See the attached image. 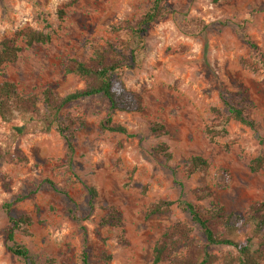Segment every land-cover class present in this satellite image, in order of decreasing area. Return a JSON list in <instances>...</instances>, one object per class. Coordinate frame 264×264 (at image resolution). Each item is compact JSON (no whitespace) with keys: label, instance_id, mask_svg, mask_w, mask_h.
<instances>
[{"label":"rangeland","instance_id":"374dc122","mask_svg":"<svg viewBox=\"0 0 264 264\" xmlns=\"http://www.w3.org/2000/svg\"><path fill=\"white\" fill-rule=\"evenodd\" d=\"M154 1L0 0V42L15 37L21 49L0 73V84L10 81L39 99L38 114L0 120V264H24L5 240L9 219L22 214L32 225L15 241L37 264H83L84 255L88 264H154V244L175 222L192 227L195 242L205 243L177 207L148 216L155 202L184 200L203 214L217 205L239 216L264 203V168L249 169L264 157V0H164L168 14L145 33L112 29L135 26ZM25 28L50 39L28 47L20 34ZM124 43L135 59L119 75L142 110L109 114L102 98L86 99L65 107L47 131L42 93L64 97L84 88L65 72L68 61L85 62L95 49ZM225 101L243 108L254 129L230 120L223 134ZM108 115L127 134L102 132ZM67 119L76 129L71 163L57 132ZM210 130L219 134L211 138ZM162 144L170 158L156 151ZM16 154L26 162L9 163ZM193 157L207 168L189 175ZM112 210L119 226L102 224Z\"/></svg>","mask_w":264,"mask_h":264},{"label":"trees","instance_id":"16d2710c","mask_svg":"<svg viewBox=\"0 0 264 264\" xmlns=\"http://www.w3.org/2000/svg\"><path fill=\"white\" fill-rule=\"evenodd\" d=\"M168 12L169 9L164 0H155L152 7L140 17L135 26L125 22L112 29L114 31L128 30L134 34L145 33L150 24L165 16ZM20 34L28 47L44 44L50 39L48 35L31 28H25ZM247 43L251 49L257 50L255 44L250 41ZM20 51L21 49L17 45L15 37L0 42V73L8 64L17 60ZM134 54L129 43L120 46L107 44L105 47L95 49L92 56L85 62L69 60L65 66V72L83 81L84 88L64 97L56 96L50 89H46L42 93L46 110L42 121L46 124L47 131L52 128L59 113L65 107L86 99L102 98L107 103L109 114L113 112L139 113L142 110V105L138 95L126 88L119 75L120 70L134 64ZM38 103L39 99L36 96L22 95L14 83L4 80L0 84V120L9 119L14 113L38 114ZM224 104L227 106L228 115L223 124L220 125L223 134H227L225 128L230 120L254 129V121L244 114L243 108L231 105L227 101ZM74 126L75 121L67 119L57 127V132L65 141L70 163L74 154L73 141L76 132ZM99 129L102 132L127 134V130L122 125L114 123L109 115L100 124ZM209 134L211 138H214L219 133L210 130ZM167 150L168 147L165 144L156 148L158 153L170 158ZM8 162L21 164L26 162V158L22 154L10 155ZM205 168H207L205 160L193 157L190 159L188 174L192 175ZM263 168V156H258L250 162L249 169L252 173H257ZM0 182H5V176L1 172ZM46 182L53 186L52 182ZM88 191L91 197H95L93 189L89 188ZM21 199H17L15 202ZM10 206L6 205L7 212H10ZM172 207H177L188 213L191 221L198 226L205 243L197 244L195 242L192 238V227L183 222H175L167 227L155 242L152 250L154 264L163 262L167 264H215L216 262L219 264H262L264 262L263 202L252 204L244 216H239L227 214L217 205H213L210 210L203 214L196 205L184 200H167L155 202L149 206L147 215L164 214ZM9 220L10 226L5 233L7 250L23 261L24 264H37L30 257L29 250L15 241L16 233L28 234L32 225L31 217L22 214ZM120 221L118 213L112 210L102 221V224L119 226ZM210 247L223 249L224 252L221 254L211 253L209 251ZM83 264H88L86 255L83 258Z\"/></svg>","mask_w":264,"mask_h":264}]
</instances>
